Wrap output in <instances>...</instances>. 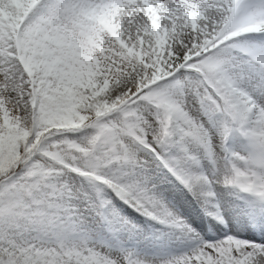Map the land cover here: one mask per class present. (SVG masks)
Here are the masks:
<instances>
[{
	"label": "snow or ice",
	"instance_id": "obj_1",
	"mask_svg": "<svg viewBox=\"0 0 264 264\" xmlns=\"http://www.w3.org/2000/svg\"><path fill=\"white\" fill-rule=\"evenodd\" d=\"M0 264H264V0H0Z\"/></svg>",
	"mask_w": 264,
	"mask_h": 264
}]
</instances>
